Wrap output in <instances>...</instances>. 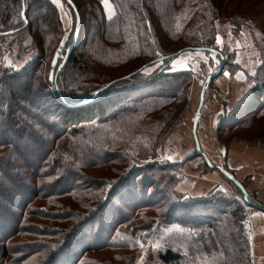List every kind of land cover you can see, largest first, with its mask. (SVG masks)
<instances>
[{
    "label": "trees",
    "instance_id": "trees-1",
    "mask_svg": "<svg viewBox=\"0 0 264 264\" xmlns=\"http://www.w3.org/2000/svg\"><path fill=\"white\" fill-rule=\"evenodd\" d=\"M93 1L86 12L72 0L68 45L79 21L80 32L54 80L51 62L67 34L58 7L52 0H0V32L14 31L0 34V57L7 50L14 56L11 37L20 51L35 47L25 66L0 69V264H253L249 215L264 211V202L241 181L247 200L196 149L182 160H157L195 75L192 68L173 70V62L198 51L176 53L216 48L221 74L239 69L230 46L224 53L216 44L224 0H108L112 17L103 0ZM191 7L193 18L181 19ZM239 17L253 23L262 61L250 89L224 107L214 128L220 141L241 131L264 143V124H257L264 120V29ZM98 62L140 63L130 72L147 66L104 88L129 73L96 81ZM152 66L151 74L144 71ZM215 79L206 93L215 91ZM187 165L218 170L237 195L217 185L201 195L177 193ZM95 170L112 174L97 177Z\"/></svg>",
    "mask_w": 264,
    "mask_h": 264
},
{
    "label": "rangeland",
    "instance_id": "rangeland-1",
    "mask_svg": "<svg viewBox=\"0 0 264 264\" xmlns=\"http://www.w3.org/2000/svg\"><path fill=\"white\" fill-rule=\"evenodd\" d=\"M54 2V4L58 7L59 13H60V18L63 22V26H64V30L66 31V33L68 34L69 31L71 30L74 22H73V15H72V11L69 8L68 9V4L66 1L63 0H52ZM78 4L81 5V7H83V9L86 12H92L93 8L91 6H88L89 4L91 5L92 3H94L93 0H76ZM88 2V3H87ZM109 4L111 5V11L109 10L108 7H106L105 3L102 1L101 5L105 12L107 14L108 17H112L114 15V5L112 3H110V1H108ZM224 4L223 6H220V10L219 12L217 11V13H219L218 15V20L216 21L215 24V31H216V44L218 45V47L220 48V50L222 51V49L224 48L223 52L225 53L226 51V47H229V49L235 52L234 55V61L235 59H237V48L236 47H242L240 48V58L244 57L247 59H251L253 60L254 55V25L253 23H249L246 20H243L244 22L241 23L238 20H240L241 18L239 16H245V17H251L253 18L254 22L256 23V25L258 27H261L264 29V2H262L261 0H252L247 2L246 0H224L223 1ZM88 4V5H87ZM195 7V6H194ZM198 7V6H196ZM195 7V8H196ZM89 8H92L89 10ZM191 10H193V7H191L190 9L186 8V10L183 12L184 14L181 16V19L183 18H188V19H192L193 16L190 14ZM27 19V18H26ZM155 24L158 26L159 22L155 21ZM242 24V25H241ZM240 25V26H239ZM243 30L246 31V33H243ZM219 38V40H218ZM17 40V36L16 37H11L7 40L8 44H13V47H15V52L14 56L10 54V52L4 51L3 55L0 57V69H4V70H16L18 68H21L23 66H25L26 63L31 62L34 54H35V47H29L28 52H24V51H20L16 45V43H13ZM70 40V38H69ZM17 46V47H16ZM176 45H167L168 49H173L175 48ZM249 50L248 53H244L243 55V51L244 50ZM258 50V49H257ZM230 51V52H231ZM259 52V50H258ZM232 53V52H231ZM64 55V53H63ZM260 58L261 59V53L259 52ZM191 56V62H194V66L195 68L193 69L195 75L193 78V82L194 80L200 79V81H205L204 79L211 74L212 72H214L217 68H219V66L221 65V63L223 62L222 60V56L220 53H218L216 55V58L213 57V55H211V53H206L205 51H198L195 53H183L181 56H179L177 59L178 63L180 64H184V57H189ZM62 58V57H61ZM217 59V60H216ZM48 61V60H47ZM47 61H43V66L45 68L46 66V62ZM262 61V59H261ZM175 63V62H174ZM95 70V75H94V80L98 81L99 77H101L102 79H104V81H109L111 79H114L116 77H119L121 75H125L127 73H132L130 71H132L136 66H138L140 63H130L127 66L121 67V68H113V67H107L104 64H101L98 62V64L92 63ZM220 64V65H219ZM234 64V63H233ZM189 65H191V63H189ZM219 65V66H218ZM52 68V65H51ZM154 68H156L155 66L152 67H148V74H151L154 71ZM173 70H175L173 68ZM57 75V74H56ZM0 76H1V72H0ZM225 80V79H223ZM193 82L191 83V88H190V97H189V103H185L184 105H182V108L184 107V109H182V114L179 116V118L177 119V121L175 122L173 129L171 132H168L166 138L162 141V143L159 146V150H158V155H157V160L162 161V162H167L168 160H172L173 159H169L170 156L169 154V150L173 148V151L175 150V148L180 144L183 147V151L187 152L189 150V146L187 142H192V132H191V120L192 117L195 116L196 111L195 107L199 104V102H197V97H194L192 95L193 91H192V85ZM221 82V81H220ZM215 90H217L215 83L212 86ZM208 90V89H207ZM226 90V87H225ZM223 101H227V100H222ZM221 102V100H220ZM210 109L207 110L206 115L208 121H210V115H209V111ZM260 124V126L262 124H264V120L257 123ZM264 131V130H262ZM261 131V132H262ZM260 132V133H261ZM212 134L214 133V146L216 147L217 144H224L226 143V145L228 146V148H231L232 146L235 145L236 142L239 143H251L254 144V142H259L264 144L263 142H261L258 138L253 140V141H248L246 138H244L243 136L246 135L244 132L241 131H237V132H227L225 134H221L220 138L221 141L217 138V133L216 131L213 129ZM243 137V138H240ZM229 140V141H228ZM210 142V143H212ZM206 145L208 148H210L208 142L206 141ZM184 146H186L184 148ZM191 148V147H190ZM259 158V157H257ZM175 159V158H174ZM184 159V158H182ZM179 159V160H182ZM176 160V159H175ZM190 168L188 165L185 167V169ZM191 169V168H190ZM107 170V169H106ZM95 170L93 172H91L93 175L97 176V177H101L102 175L104 176H111L112 171L111 170ZM193 170V172L195 173H199L200 175H202L203 173H207L209 174V172L204 171V167L203 166H199L196 169H191ZM261 170V168L258 170V174L261 175V172H259ZM216 174H215V173ZM209 176H212L215 178L220 179V176L222 178V180L220 182H217V187L223 188L225 191L227 192H232L233 194H235V191H233V187L232 185L224 178L222 177V175L217 171V170H211L210 171ZM186 176V172L184 171V178ZM184 178L182 181H180V183L177 185V191L179 189L184 188L182 183L184 181ZM206 182V181H205ZM261 182H253L250 183L251 184V189L253 191V193L260 194L259 193V188ZM237 195V194H235ZM261 199H264V193L260 194ZM252 238V235H251ZM252 245H253V240H252Z\"/></svg>",
    "mask_w": 264,
    "mask_h": 264
},
{
    "label": "crops",
    "instance_id": "crops-1",
    "mask_svg": "<svg viewBox=\"0 0 264 264\" xmlns=\"http://www.w3.org/2000/svg\"><path fill=\"white\" fill-rule=\"evenodd\" d=\"M243 33H246L243 30ZM254 46V58L253 60L247 58H240V48L236 47L237 50V59H235L234 64L238 66V70L234 73L230 72L228 69H225L223 73L214 80L217 90L214 92L208 91L205 94V102L201 112L200 119L197 125V134L200 142V146L203 148L204 153L210 158L211 162L213 161L216 165H226L234 171L238 180L244 181L248 189L252 191L251 184L253 182H261L259 193H264V144L259 142L251 143H239L236 142L231 148H227L225 144H217L215 147L214 142V133L212 130H215L216 118L220 112L226 107L230 109L232 105L243 96L252 86V82L249 79V76H253L256 73L258 66L261 64V59L257 48ZM244 50V49H243ZM249 50H244V53H248ZM259 57V58H258ZM185 63L180 64L177 60L173 62V68L175 70H184L195 67L194 62H191V56L183 58ZM191 63V65H189ZM225 79V80H223ZM221 81V82H220ZM204 86V82L200 79H195L192 85V95L197 97V102H200L201 90ZM226 87V90H225ZM227 100L226 102L222 100ZM221 100V102H220ZM199 104L195 107L197 110ZM210 109V121H208L206 114L207 110ZM193 122L194 116L191 120V132H192V144L187 142L189 150L187 152L183 151V147L179 144L175 150L170 149L169 154L171 159L179 160L186 158L192 155L196 149V142L193 135ZM206 141L208 142L210 148L207 147ZM213 141V142H212ZM212 142V143H210ZM184 146V148L186 147ZM191 147V148H190ZM259 157V158H257ZM175 158V159H174ZM214 165V164H213ZM186 167V166H185ZM186 176L182 183V189H179L177 193L196 196L207 193L210 189L216 186L217 182L222 180L209 176L207 173L200 175L199 173L193 172L190 168L185 169ZM261 168L258 174V170ZM218 171V170H217ZM219 172V171H218ZM215 173V172H214ZM220 173V172H219ZM216 174V173H215ZM221 174V173H220ZM223 177V176H222ZM206 181V182H205ZM255 194V193H254ZM260 194H255V197L264 202V199H261ZM250 220V230L253 240L252 251H253V264H264V211L258 210L251 212L249 215Z\"/></svg>",
    "mask_w": 264,
    "mask_h": 264
},
{
    "label": "water",
    "instance_id": "water-1",
    "mask_svg": "<svg viewBox=\"0 0 264 264\" xmlns=\"http://www.w3.org/2000/svg\"><path fill=\"white\" fill-rule=\"evenodd\" d=\"M66 2L68 4V9L71 8V6H72V8H75L72 0H66ZM76 13H77V11H76ZM77 15H78V13H77ZM23 18L27 22L26 16L24 14V9H23ZM78 21H79V17H78ZM13 32H14L13 30H10V31H5V32H0V34L1 35H9V34H12ZM79 32H80V21H79V24L76 27V30H75V33H74V38H73L72 42L69 45H68L69 33L65 34L63 36V38H62V40L60 42V45L58 46L56 52L54 53V56H53V59H52V62H51V65H52V68H51V71H50V78L51 79L55 80L57 72L60 71L65 66V64H66V62H67V60H68V58H69L74 46H75V43H76V41L78 39ZM187 50L210 52L211 55H213L214 58H216V55L219 53V50H217L216 48L200 46V47L183 48V49L179 50L176 53V55H179V54H181V53H183V52H185ZM64 52H65V55H63ZM61 57H62V61L59 63ZM146 66L147 65H144L143 67L139 68L138 70H136V71H134L132 73H129V74L125 75V76H122L120 78H116V79L112 80L104 88H108L109 86L113 85L114 83H116L118 81L127 79L128 77L134 75L135 73H137L138 71L142 70ZM223 68H224V62L221 63L219 68H217L214 72H212L211 74H209L206 77L204 86H203V88L201 90L199 106H198V108L196 110V113H195V116H194L193 135H194L195 142H196L197 154L198 155H202L211 168L218 169L223 174H225L230 180H232L243 191V193L245 195V198L248 200V192H247L244 184L240 180H238L234 176L233 173H231L230 171L224 169L223 166H221V165H213L211 160H210V158L207 156V154L204 153L201 150V146H200V142H199V138H198V134H197V125H198V121L200 119L201 112H202V109H203V106H204L206 91L209 88L211 81L221 74Z\"/></svg>",
    "mask_w": 264,
    "mask_h": 264
},
{
    "label": "snow or ice",
    "instance_id": "snow-or-ice-1",
    "mask_svg": "<svg viewBox=\"0 0 264 264\" xmlns=\"http://www.w3.org/2000/svg\"><path fill=\"white\" fill-rule=\"evenodd\" d=\"M103 2L105 3L106 7H108L109 10L111 11V5L109 4L108 0H103ZM218 40H219V38H218ZM144 71L147 72L148 69H145ZM169 159H171V157H169Z\"/></svg>",
    "mask_w": 264,
    "mask_h": 264
}]
</instances>
